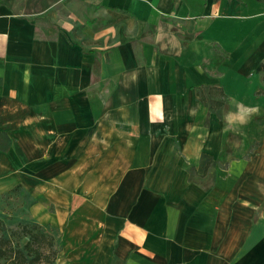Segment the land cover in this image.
Listing matches in <instances>:
<instances>
[{
  "label": "crops",
  "instance_id": "crops-1",
  "mask_svg": "<svg viewBox=\"0 0 264 264\" xmlns=\"http://www.w3.org/2000/svg\"><path fill=\"white\" fill-rule=\"evenodd\" d=\"M0 132L79 259L264 264V0H0Z\"/></svg>",
  "mask_w": 264,
  "mask_h": 264
},
{
  "label": "rangeland",
  "instance_id": "rangeland-1",
  "mask_svg": "<svg viewBox=\"0 0 264 264\" xmlns=\"http://www.w3.org/2000/svg\"><path fill=\"white\" fill-rule=\"evenodd\" d=\"M193 173H195L193 171ZM199 172L196 170V174ZM93 187L89 188L90 193H93ZM76 191L74 192V194ZM35 198L31 195L28 189L22 185H16L4 192L0 193V236L10 237L12 240L11 246L15 249H23L25 243L27 242V237L11 236L12 231L20 230L21 225L28 224L32 225L37 222L40 223L47 233L52 234L56 240V249L58 250L56 264H92L89 257L84 256L79 259L84 254H89V252L74 248L73 250H65V241H72V237L84 235L89 238L88 242H93L95 239L99 238V231L95 227H90L86 230L84 224H80L82 220L80 219H69L66 227H61L56 224V220L50 217L48 218H36L35 214L46 210L45 205H39L38 209L33 210V201ZM78 206L77 204H74ZM46 211H53L56 213V208L54 203L47 204ZM74 207V206H73ZM39 212V213H38ZM77 216V215H75ZM74 223V225H73ZM74 226L71 230L69 227ZM84 242L83 245L89 244ZM77 247V246H76ZM62 249V251H61ZM93 253V252H92ZM28 258H32V255H28ZM0 264H21L16 258L6 257L3 258ZM35 264H48L46 259Z\"/></svg>",
  "mask_w": 264,
  "mask_h": 264
},
{
  "label": "trees",
  "instance_id": "trees-1",
  "mask_svg": "<svg viewBox=\"0 0 264 264\" xmlns=\"http://www.w3.org/2000/svg\"><path fill=\"white\" fill-rule=\"evenodd\" d=\"M199 95L211 111L219 112L225 103L226 96L217 87H201ZM211 95L223 96V99H211ZM0 133L4 134L3 132ZM212 163L211 159L208 160L207 166ZM32 203L34 204L35 200ZM20 229L21 231H12L11 236L27 237L23 249L13 248L10 237L0 236V262L3 258L14 256L21 264H35L44 261V259L48 264H56L58 250L52 234L47 233L44 227L37 222L32 225H21ZM28 255H32V258H28Z\"/></svg>",
  "mask_w": 264,
  "mask_h": 264
},
{
  "label": "clouds",
  "instance_id": "clouds-1",
  "mask_svg": "<svg viewBox=\"0 0 264 264\" xmlns=\"http://www.w3.org/2000/svg\"><path fill=\"white\" fill-rule=\"evenodd\" d=\"M250 111L247 112L246 114L243 111H238L236 113H228L225 117L224 120L226 121L227 126H232V125H244L247 123V117L250 115Z\"/></svg>",
  "mask_w": 264,
  "mask_h": 264
}]
</instances>
